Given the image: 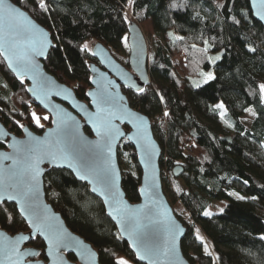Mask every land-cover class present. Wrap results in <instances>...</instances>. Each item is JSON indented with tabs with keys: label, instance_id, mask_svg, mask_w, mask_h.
I'll list each match as a JSON object with an SVG mask.
<instances>
[{
	"label": "trees",
	"instance_id": "16d2710c",
	"mask_svg": "<svg viewBox=\"0 0 264 264\" xmlns=\"http://www.w3.org/2000/svg\"><path fill=\"white\" fill-rule=\"evenodd\" d=\"M9 1L50 33L55 47L44 68L83 102L90 88L87 65L95 63L84 44L100 43L111 54H123L128 16L145 37L156 38L148 50L150 85L128 101L150 120L161 149L163 191L186 228L182 254L189 264H264V105L258 87L264 84V29L252 19L248 1L44 0L47 11L39 0ZM217 54L211 63L209 56ZM210 71V81L193 87L192 80ZM26 87L0 58V121L18 137L23 125L41 134L51 124ZM248 110L253 119L247 126ZM33 113L43 127L33 122ZM117 157L126 199L137 203L141 171L132 146L122 141ZM175 167L183 170L179 178L172 175ZM44 188L47 202L93 246L100 264L119 259L141 264L88 186L53 169L44 176ZM213 203L223 204L222 212L206 216ZM0 230L27 232L15 206L0 205ZM30 246L44 248L39 239Z\"/></svg>",
	"mask_w": 264,
	"mask_h": 264
},
{
	"label": "water",
	"instance_id": "95a60500",
	"mask_svg": "<svg viewBox=\"0 0 264 264\" xmlns=\"http://www.w3.org/2000/svg\"><path fill=\"white\" fill-rule=\"evenodd\" d=\"M247 1L252 19L264 29V0ZM6 3L23 12L30 23L20 22L22 28L27 31L19 36L10 34L6 24L0 25V53H3L0 58L14 78L27 84V92L33 103L50 117L51 124L41 134H36L28 126L23 125L20 127L21 136L18 137L0 121V144L3 146L0 149V205L6 203L15 206L18 215L27 226V232L15 235L0 230V264H12L13 261L15 264H100L93 246L73 233L66 226L62 216L46 200L44 176L53 169L67 171L77 182L88 186L89 192L101 202L106 217L115 226L121 240L128 244L137 262L150 264L149 259H140L144 254L142 245L134 235H129L131 229L127 220L122 221L114 211L117 206L127 215L140 216L141 223L147 225L146 232L154 234L160 254L152 257L151 264H189L181 251V241L185 236L186 228L174 215L163 191L159 167L161 149L154 138L151 122L130 106L124 93L140 95L150 85L148 46L141 29L133 21L127 23L128 67L117 62L110 51L100 43H94L89 48L90 56L95 63L90 62L87 65L90 88L86 92L87 102H83L77 99L70 87L58 82L44 68L49 52L55 47L50 33L36 23L26 11L9 0H6ZM33 48L42 50L43 55L32 52ZM22 50H29L33 55L35 68L32 71L15 68L13 53ZM9 57L13 60L11 66ZM43 81H47L46 89L41 88ZM105 96L109 97L108 103L103 102ZM261 102L264 105V101ZM101 119L110 120L113 126L111 153L109 154L107 148H103V158L97 161L106 165L114 177L111 195L103 194V184L99 179L91 175L88 179H81L73 168L67 167L64 161H53L51 157L43 156L37 165L40 171L38 177L40 211L47 217L48 223L67 237V247L59 249L51 247L49 241L45 239L49 233H42L39 228L34 227L30 214L21 211L22 201L18 197L8 198V193L16 195L19 190L18 181L28 179L19 150L31 137L40 141H56L65 127V122L78 139L87 142L86 147L95 148L96 142L101 141L95 130ZM85 130H88L90 135ZM122 141L132 146L141 171L137 203H130L122 189V176L117 157V149ZM101 143L103 144L102 141ZM60 147H64L63 143ZM37 155H42V152H38ZM182 173L180 167L172 170L174 178H179ZM21 236L27 239L18 240L17 238ZM35 239L42 242L44 246L42 251L29 246ZM13 247L18 252L11 251ZM165 249L169 250L168 255L163 254ZM28 253H37V255ZM40 255H43V260H38ZM68 256H72L74 262L70 261Z\"/></svg>",
	"mask_w": 264,
	"mask_h": 264
},
{
	"label": "snow or ice",
	"instance_id": "6c2138e0",
	"mask_svg": "<svg viewBox=\"0 0 264 264\" xmlns=\"http://www.w3.org/2000/svg\"><path fill=\"white\" fill-rule=\"evenodd\" d=\"M39 7L42 10L47 11V6L44 0H39ZM21 21L25 24L30 23L27 20V17L24 16L23 12H20L12 5L6 3V0H0V25L6 24L7 30L10 34L19 36L22 32L27 31V29L22 28ZM85 48H87V45H85ZM205 50H207V44ZM32 52H35V54L38 55H43L42 50H36L35 48L32 49ZM0 55H3V53H0ZM13 55L15 56V68L24 71H32L35 68L33 55L29 50L14 52ZM216 59H219V57H216ZM9 62L11 66L13 63L12 57H9ZM207 78H213L211 73L207 74ZM258 87L261 94V100L264 101V84H260ZM41 88H47V81L42 82ZM140 91H142V89ZM103 102L108 103L109 97L105 96ZM218 107L222 108L223 105H219ZM165 115H167V113ZM221 116H223V112L221 113ZM32 119L38 127H43V125L40 124V118L35 113L32 114ZM43 119L48 120L49 117L44 116ZM95 130L96 134L101 137V141L103 142L102 144L101 141H97L95 148L86 147L87 142L78 139L65 122V127L62 129L56 141H40L38 138L31 137L28 142L23 143L19 150L22 155V162L25 165V171L28 173V179L18 181L17 186L19 190L16 192V195L8 193V198L17 199L18 197L19 200L22 201L23 206L21 211H27L30 214L32 225L34 227L39 228L42 233H49V235L45 236V239L49 241L51 247L57 249L67 247V237L63 236L50 223H48L47 217L43 216L40 211L38 203V177L40 171L37 165L41 162L43 156L51 157L53 161H64L67 163V167L73 168L81 179H88L90 175L99 179L103 184V194L106 196L111 195L114 188V177L109 172L106 165L97 163V161H101L103 158V148H107L109 154L111 153L113 126L111 125L110 120L101 119L99 126H97ZM51 134L52 133L50 132L49 135ZM61 143L64 145L63 148L60 147ZM42 145H46V147L42 148ZM38 152H42V155H37ZM93 191H95V189H93ZM239 198L243 199V197ZM114 211L122 221L127 220L128 227L131 229L129 235H134L136 240L142 245L144 254L140 256V259L147 258L151 264L152 257L160 254V248L155 242L154 234L146 232L147 225L141 223L140 216L135 214L127 215L119 206L114 208ZM145 215L147 216V214ZM205 215L210 214L205 213ZM114 218L116 217L114 216ZM17 239H27V237L21 236ZM197 239L200 240L201 237L197 236ZM261 239H264V237H261ZM11 251L18 252L15 247H13ZM205 251L207 252V249H205ZM168 252L169 250L165 249L163 254L168 255ZM28 254L37 255V253ZM49 254H51V252ZM9 259H11V257H9ZM12 264H15V261H13ZM116 264H128V261L125 259H119L116 261Z\"/></svg>",
	"mask_w": 264,
	"mask_h": 264
},
{
	"label": "rangeland",
	"instance_id": "374dc122",
	"mask_svg": "<svg viewBox=\"0 0 264 264\" xmlns=\"http://www.w3.org/2000/svg\"><path fill=\"white\" fill-rule=\"evenodd\" d=\"M128 20L129 21H132V19L130 18V16H128ZM145 40H146L147 45H148V50H149V48L153 47L155 45V43H156V38L155 37H152V38L145 37ZM93 44H94V42H88V43L84 44L83 45L84 50H87L88 51L89 48ZM85 45H87V48H85ZM112 56L114 57V59L117 62H119L120 64H122L125 67H128V56H129V50H128V48H127V50L123 54L117 55V54H114L113 53ZM216 57H219V54H217V55H210L209 56V60L211 61V63H214L217 60ZM209 73H211V75L213 77V72L210 71ZM209 73H206V75L202 76L199 79L192 80L191 84L193 85V87H199V86L207 83L208 81H210L211 79H208L207 78V74H209ZM196 85H198V86H196ZM124 93L127 96V98H128V96H131V93H128V92L127 93L124 92ZM221 110H223V109L221 108ZM222 112L224 113L225 111H222ZM252 119H253V113H252L251 110H248L247 113L245 114L244 118H243V123L248 126L250 124V122H251ZM8 128L11 129V127H8ZM178 183L180 184L181 187H183V184H182V182L180 180H178ZM168 202H169V200H168ZM169 204L172 207V204L170 202H169ZM223 207H224V205L221 204V203H213L212 206L210 207L209 211L206 212V213H209L210 215L211 214H219V213L222 212ZM174 209H175L176 214L178 215V217H180V219L184 221L186 216L183 215L184 213H183V211H181V207L179 205H177V206L174 205ZM173 212H174V210H173ZM210 215H206V216H210ZM42 250H40V251H42Z\"/></svg>",
	"mask_w": 264,
	"mask_h": 264
},
{
	"label": "flooded vegetation",
	"instance_id": "af4514ba",
	"mask_svg": "<svg viewBox=\"0 0 264 264\" xmlns=\"http://www.w3.org/2000/svg\"><path fill=\"white\" fill-rule=\"evenodd\" d=\"M126 93H127V92H126ZM128 93H129V92H128ZM42 257H43V255H40L38 259H39V260H43L44 257H43V258H42Z\"/></svg>",
	"mask_w": 264,
	"mask_h": 264
}]
</instances>
